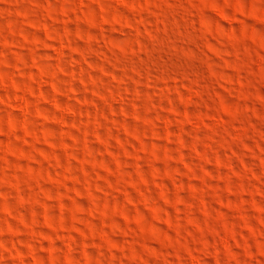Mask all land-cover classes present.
<instances>
[{"label": "rangeland", "instance_id": "374dc122", "mask_svg": "<svg viewBox=\"0 0 264 264\" xmlns=\"http://www.w3.org/2000/svg\"><path fill=\"white\" fill-rule=\"evenodd\" d=\"M0 264H264V0H0Z\"/></svg>", "mask_w": 264, "mask_h": 264}]
</instances>
